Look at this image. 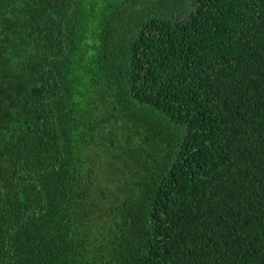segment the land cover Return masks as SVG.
Segmentation results:
<instances>
[{
	"label": "trees",
	"instance_id": "obj_1",
	"mask_svg": "<svg viewBox=\"0 0 264 264\" xmlns=\"http://www.w3.org/2000/svg\"><path fill=\"white\" fill-rule=\"evenodd\" d=\"M0 264H264V0H0Z\"/></svg>",
	"mask_w": 264,
	"mask_h": 264
}]
</instances>
